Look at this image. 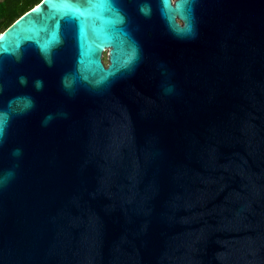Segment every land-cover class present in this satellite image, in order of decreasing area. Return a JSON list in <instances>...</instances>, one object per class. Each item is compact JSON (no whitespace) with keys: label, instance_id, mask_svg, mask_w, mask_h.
<instances>
[{"label":"water","instance_id":"water-1","mask_svg":"<svg viewBox=\"0 0 264 264\" xmlns=\"http://www.w3.org/2000/svg\"><path fill=\"white\" fill-rule=\"evenodd\" d=\"M0 264H264V0H43L3 32Z\"/></svg>","mask_w":264,"mask_h":264},{"label":"trees","instance_id":"trees-1","mask_svg":"<svg viewBox=\"0 0 264 264\" xmlns=\"http://www.w3.org/2000/svg\"><path fill=\"white\" fill-rule=\"evenodd\" d=\"M43 0H0V36Z\"/></svg>","mask_w":264,"mask_h":264},{"label":"flooded vegetation","instance_id":"flooded-vegetation-1","mask_svg":"<svg viewBox=\"0 0 264 264\" xmlns=\"http://www.w3.org/2000/svg\"><path fill=\"white\" fill-rule=\"evenodd\" d=\"M106 57H107V59H108V61H109L108 51H106L105 54H104V62H105V64L107 65Z\"/></svg>","mask_w":264,"mask_h":264},{"label":"rangeland","instance_id":"rangeland-1","mask_svg":"<svg viewBox=\"0 0 264 264\" xmlns=\"http://www.w3.org/2000/svg\"><path fill=\"white\" fill-rule=\"evenodd\" d=\"M106 62H107V64L109 63V61H108L107 57H106Z\"/></svg>","mask_w":264,"mask_h":264}]
</instances>
